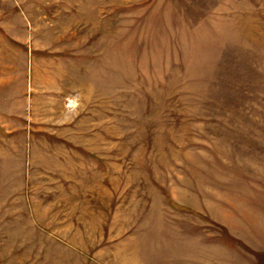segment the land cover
I'll use <instances>...</instances> for the list:
<instances>
[{"label":"rangeland","instance_id":"374dc122","mask_svg":"<svg viewBox=\"0 0 264 264\" xmlns=\"http://www.w3.org/2000/svg\"><path fill=\"white\" fill-rule=\"evenodd\" d=\"M0 264H264V0H0Z\"/></svg>","mask_w":264,"mask_h":264}]
</instances>
